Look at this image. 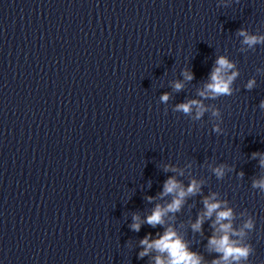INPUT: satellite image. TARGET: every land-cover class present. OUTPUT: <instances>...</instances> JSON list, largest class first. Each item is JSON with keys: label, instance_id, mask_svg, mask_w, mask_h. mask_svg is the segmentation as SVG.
Instances as JSON below:
<instances>
[{"label": "clouds", "instance_id": "obj_1", "mask_svg": "<svg viewBox=\"0 0 264 264\" xmlns=\"http://www.w3.org/2000/svg\"><path fill=\"white\" fill-rule=\"evenodd\" d=\"M238 35L244 37L243 43L249 45L250 47L264 42V37H257L249 35L244 29H240L238 31ZM234 67V64L231 63L225 56H219L215 61V66L210 73V82L204 86L203 90L198 92V95L203 98H217L220 96H229L232 93V82L238 75L237 72H232L230 75L228 74L229 70ZM184 79L187 81H191L194 79L193 73L190 71H185L183 73ZM255 85L254 80H250L247 84V88L251 89ZM183 88V84L181 82H176L174 84V89L176 91H180ZM163 102H167L169 99V94L165 93L160 98ZM261 107L264 108V101L261 102ZM176 111L183 112L184 114L190 115L193 110H195V116L193 119L199 120L201 119L205 112L208 111L207 107L202 103L201 100L192 99L188 100L184 103H180L175 107ZM213 116H219L218 110L212 111ZM213 131L219 133L221 129L219 126H214ZM260 155L262 158L260 160V164L264 167V154L261 153H253V158L255 156ZM224 167L221 165L213 169L215 175L217 177H222L224 175ZM165 171H177V169L172 168L168 165L165 166ZM242 175V173H241ZM200 183L195 179L191 181L187 189L185 190L183 186L177 181L175 177H170L164 183V189L161 193L162 196L168 194H175L171 203L167 204L166 207H161L160 205H156L153 209L152 213L148 215L144 221L140 220L138 215L133 216V223L131 225L132 230L139 231L141 227V223H147L152 227H156L157 225H163L165 223L164 217L169 212H177L180 210L182 204L184 203V198L188 195L196 194L200 191ZM253 187L260 188L264 190V180L254 181ZM215 193L211 198L206 197L204 199V206L206 211L203 215L199 216L192 225L193 230L199 231L204 222V219L212 217L213 213H216V218L214 221V227L219 225L216 229L217 232L221 233V235L216 236L213 235L209 239V246L215 250L217 253L221 254V258L218 260H214L212 264H231V262H235V264H240V261H246L252 251L250 246L240 245L237 241L230 239V235H240L244 234L243 229L239 232H236L231 224V220L233 218V212L231 209H221V202H211L214 199ZM149 201H151L152 197H148ZM224 221H228L224 223ZM252 222L249 220L245 223L244 228H252ZM150 235V234H149ZM141 245L144 246V251H142L139 255L142 258L147 255L149 250L155 249L160 253H166L168 256L167 264H201V257L196 253L190 252L187 248L185 242L179 238L176 232L171 228H167L162 237L159 239L153 240L150 242L149 236H145L144 239L140 241ZM156 264H165L159 256L156 258Z\"/></svg>", "mask_w": 264, "mask_h": 264}]
</instances>
